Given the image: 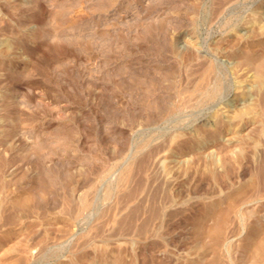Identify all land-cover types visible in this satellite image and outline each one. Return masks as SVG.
Wrapping results in <instances>:
<instances>
[{"label": "rangeland", "instance_id": "obj_1", "mask_svg": "<svg viewBox=\"0 0 264 264\" xmlns=\"http://www.w3.org/2000/svg\"><path fill=\"white\" fill-rule=\"evenodd\" d=\"M0 264H264V0H0Z\"/></svg>", "mask_w": 264, "mask_h": 264}, {"label": "bare ground", "instance_id": "obj_2", "mask_svg": "<svg viewBox=\"0 0 264 264\" xmlns=\"http://www.w3.org/2000/svg\"><path fill=\"white\" fill-rule=\"evenodd\" d=\"M214 88H215V87H214ZM208 90H209V89H208ZM211 90H212V89H211ZM206 91H207V90H206ZM202 92H203V91H202ZM204 93H205V92H204ZM209 94H210V93H209ZM211 94H212V93H211ZM211 94H210V95H211ZM213 94H214V93H213ZM210 95H209V96H210ZM206 96H208V95L206 94ZM199 99H200V98H199ZM202 99H203V98H202ZM207 99H208V98H207Z\"/></svg>", "mask_w": 264, "mask_h": 264}]
</instances>
